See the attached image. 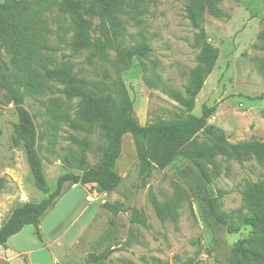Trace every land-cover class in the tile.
<instances>
[{"label":"rangeland","instance_id":"obj_1","mask_svg":"<svg viewBox=\"0 0 264 264\" xmlns=\"http://www.w3.org/2000/svg\"><path fill=\"white\" fill-rule=\"evenodd\" d=\"M61 1L51 0L44 17L49 31L43 65L67 64L96 83L110 85L121 79L141 125L186 113L201 116L204 104L215 105L208 122L223 129L229 142L264 140V40L259 38L264 32V0H224L220 6L226 17L204 15L205 39L218 49L219 58L193 110H184L170 95L171 90L185 94L200 50L199 29L186 16L188 0H156L138 9L126 4L120 14V45L147 44L151 51L136 57L124 71H119L112 50L104 58L94 49L75 48L77 20L59 10ZM2 54L4 65H9V57ZM1 75L0 68V81ZM65 89L50 82L40 95L26 96L24 103L36 125L38 153L52 190L62 174L81 175L95 166L106 146L102 128L89 133L72 128L68 121L54 123V106L71 119L78 109L79 99L67 97ZM5 94L0 85V227L16 207L46 197L34 183L23 146L14 144L18 115ZM198 137L205 139L203 134ZM122 139L116 165L119 187L98 193L94 184L67 182L64 194L42 218L41 238L34 225H26L0 246V264H245L237 245L252 235V228L243 225L231 231L226 213L241 206L247 180L263 178L264 163L240 164L219 157L221 174L208 184L181 155L165 169L142 176L131 134ZM218 189L226 191L222 198L217 197ZM89 195L94 200H88ZM152 195L160 203H177L176 222L160 220ZM107 203L118 206L110 209ZM135 210L145 222L131 220ZM90 254L108 256L93 263Z\"/></svg>","mask_w":264,"mask_h":264},{"label":"trees","instance_id":"obj_2","mask_svg":"<svg viewBox=\"0 0 264 264\" xmlns=\"http://www.w3.org/2000/svg\"><path fill=\"white\" fill-rule=\"evenodd\" d=\"M156 0H62L59 10L69 13L77 20L73 44L77 49H94L102 57L108 50L115 52L119 71L132 67L136 57L147 56L151 49L147 44L122 47L119 41L122 20L120 14L127 3L135 9L146 2ZM224 0H188L186 16L199 29L197 44L200 50L197 65L191 70L185 94L171 90V97L184 110H193L196 99L202 91L205 80L213 72L219 58V51L205 39L202 26L203 17L209 13L224 18L227 13L221 8ZM51 0H3L0 1V85L6 90L7 103H13L18 115L14 144L23 146L36 187L46 197L37 202H27L16 207L6 222L0 227V246L18 234L26 225H34L41 238L40 223L44 215L63 195L67 182L74 184H94L99 193L110 192L119 187L121 178L116 165L123 149V137L131 134L140 160L139 173L150 175L153 169H165L176 158L185 156L197 169L201 179L211 184L221 174L219 157L243 164L249 160L264 163V140L252 139L232 143L220 127L209 124L216 106L203 105L202 115L186 113L169 121L141 125L134 114V102L121 79L112 84L96 83L78 76L67 64L49 67L43 65V52L47 49L46 12ZM259 38L264 40V32ZM9 57L7 66L2 61L3 54ZM6 67V69H4ZM264 71V64H263ZM50 82L66 86L67 97H77L78 109L73 119L66 111L52 110L55 124L70 122L72 128L92 133L102 128L106 146L99 162L83 171L81 175L68 172L58 177L56 188L48 185L43 162L38 153V133L32 114L25 107V97H35L49 87ZM263 97H260L262 99ZM1 134V127H0ZM204 135L200 141L199 135ZM226 191L217 190L222 198ZM151 201L162 222L177 221L176 202L160 203L153 195ZM242 204L238 209L226 213L231 231L236 232L243 225L252 228L249 238L238 242L245 264H264V176L247 180L242 190ZM178 202V201H177ZM117 204H106L114 209ZM133 222H145L141 212L135 210ZM90 262H99L108 254L88 255ZM186 264H192L191 261Z\"/></svg>","mask_w":264,"mask_h":264},{"label":"built area","instance_id":"obj_3","mask_svg":"<svg viewBox=\"0 0 264 264\" xmlns=\"http://www.w3.org/2000/svg\"><path fill=\"white\" fill-rule=\"evenodd\" d=\"M98 192V191H97ZM99 193V192H98ZM88 197V200H90V201H92V200H94V198L92 197V195H89V196H87Z\"/></svg>","mask_w":264,"mask_h":264},{"label":"crops","instance_id":"obj_4","mask_svg":"<svg viewBox=\"0 0 264 264\" xmlns=\"http://www.w3.org/2000/svg\"><path fill=\"white\" fill-rule=\"evenodd\" d=\"M3 1V0H2ZM64 194V193H63Z\"/></svg>","mask_w":264,"mask_h":264}]
</instances>
